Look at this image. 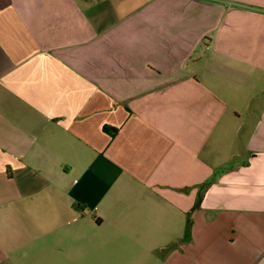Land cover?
<instances>
[{
	"label": "crops",
	"instance_id": "1",
	"mask_svg": "<svg viewBox=\"0 0 264 264\" xmlns=\"http://www.w3.org/2000/svg\"><path fill=\"white\" fill-rule=\"evenodd\" d=\"M85 220L264 264V0H0L5 251Z\"/></svg>",
	"mask_w": 264,
	"mask_h": 264
},
{
	"label": "rangeland",
	"instance_id": "2",
	"mask_svg": "<svg viewBox=\"0 0 264 264\" xmlns=\"http://www.w3.org/2000/svg\"><path fill=\"white\" fill-rule=\"evenodd\" d=\"M69 230L37 242L30 241L24 247L13 239V249L6 253L5 224L0 222V264H162L166 253L159 250L157 255L144 254L134 239L116 236L112 224L98 228L85 220L71 224ZM132 232L133 229L130 235ZM170 241L159 239L158 245Z\"/></svg>",
	"mask_w": 264,
	"mask_h": 264
},
{
	"label": "trees",
	"instance_id": "3",
	"mask_svg": "<svg viewBox=\"0 0 264 264\" xmlns=\"http://www.w3.org/2000/svg\"><path fill=\"white\" fill-rule=\"evenodd\" d=\"M225 169H221V170H217L214 172V174L212 175L211 178H209L207 181H205L204 183H202L200 186H199V191H198V194H197V198H196V201H195V204L194 206L192 207L191 209V212L196 210L197 208L200 207L201 205V202L203 201L204 197H205V194L206 192L208 191L209 187H211V185H213V183H215V181L217 180L218 176L221 174V173H224ZM191 224H192V220L191 218L189 217L188 218V222H187V231L190 232V229H191Z\"/></svg>",
	"mask_w": 264,
	"mask_h": 264
}]
</instances>
